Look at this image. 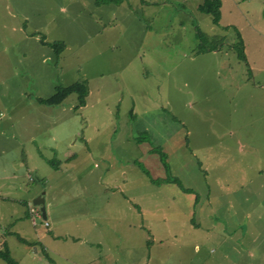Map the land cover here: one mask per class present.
<instances>
[{"label": "rangeland", "instance_id": "obj_1", "mask_svg": "<svg viewBox=\"0 0 264 264\" xmlns=\"http://www.w3.org/2000/svg\"><path fill=\"white\" fill-rule=\"evenodd\" d=\"M203 1L0 0V164L20 176L1 198L65 195L78 218L103 183L109 264H264V0H220L218 25ZM76 82L84 106L39 103ZM33 199L28 232L49 235ZM31 242L0 249L56 264Z\"/></svg>", "mask_w": 264, "mask_h": 264}, {"label": "crops", "instance_id": "obj_2", "mask_svg": "<svg viewBox=\"0 0 264 264\" xmlns=\"http://www.w3.org/2000/svg\"><path fill=\"white\" fill-rule=\"evenodd\" d=\"M255 87L264 94V84H259V86ZM30 140H32V137ZM8 170L9 169H7L6 172L5 165L0 164V180L9 179V181H18L20 179V176H17L16 172ZM6 188L7 187L2 189L4 195H6L4 192ZM12 188L13 191L16 190V193L10 196L11 198H6L7 195L5 198H1L2 196L0 195V223L4 227L1 228L0 239L3 238V232H6L7 235H15L19 242L25 244H27L28 241H32V245L37 243L42 245V242L45 241L49 248L42 246V253L45 251L51 252L56 258L55 260H57V262H55L56 264H59L57 258L68 264H109L110 261L108 260L110 255L108 254L105 241L108 239V233L112 236L114 232L112 222L115 220V209L112 204V191H110L111 196L108 197L106 184H98L95 194L93 195L91 192L87 195L86 198L89 200L85 202V211L81 214V217L72 218L68 216L74 208L68 205L69 203L67 204L66 200L68 197L65 195H63L59 207L56 209L50 208V210L47 207L46 222L48 226L46 227V232H48L49 235L46 236L30 235L28 232L29 223L27 226L26 222H28L29 216L27 214V209L30 204L29 200L33 199L35 196L32 195L31 198H29V192L25 189L24 193L21 185L13 186ZM2 191L0 193H2ZM91 204L94 206L93 208ZM102 229H104V233ZM18 237L21 240H19ZM33 240H37V242H33ZM61 241L65 245H60ZM55 245L64 246V253L57 251ZM33 249L34 252L37 253L36 248ZM74 254L77 255L76 257L80 258V260H74L72 256Z\"/></svg>", "mask_w": 264, "mask_h": 264}, {"label": "trees", "instance_id": "obj_3", "mask_svg": "<svg viewBox=\"0 0 264 264\" xmlns=\"http://www.w3.org/2000/svg\"><path fill=\"white\" fill-rule=\"evenodd\" d=\"M220 7H221V1L220 0H204L201 4L198 5L197 9L199 12L211 16L212 23L214 25H218L219 20H220V16H221ZM42 44H48V43L42 42ZM49 45L52 47L53 51L56 53H59L64 49L63 44H49ZM242 47H243V45L236 46L237 57L239 60L245 61V58H244V55L242 52ZM200 51H202V50H200ZM72 93L77 94L78 105L84 106L85 105V97H86L88 91H87V87L83 83H79V82L73 83V84L66 86V87H57L55 89L54 94L51 97H49L48 99H45V100L40 99L39 103L46 104V105H59L60 103L63 102V100L67 96H69ZM158 152H160L159 149H158ZM165 157H166L165 154L162 153L163 167L166 170H168V166L165 162ZM167 180L174 182V183L178 184L179 186H181L179 181L175 178H169ZM183 190L186 191V189H183ZM19 240H21V239L19 238ZM2 247H3V249H0V259L3 262H5L6 264H16V262L10 257L9 251H8L6 245L3 244Z\"/></svg>", "mask_w": 264, "mask_h": 264}, {"label": "water", "instance_id": "obj_4", "mask_svg": "<svg viewBox=\"0 0 264 264\" xmlns=\"http://www.w3.org/2000/svg\"><path fill=\"white\" fill-rule=\"evenodd\" d=\"M43 192L36 196L33 200H32V206L38 207L39 208V212L41 214V217L43 220H46V208H45V199L43 197Z\"/></svg>", "mask_w": 264, "mask_h": 264}, {"label": "built area", "instance_id": "obj_5", "mask_svg": "<svg viewBox=\"0 0 264 264\" xmlns=\"http://www.w3.org/2000/svg\"><path fill=\"white\" fill-rule=\"evenodd\" d=\"M28 213H29V216L34 213V210L32 209V207L29 208ZM36 216L38 217L39 215H32L31 217L32 224L36 223ZM44 225L46 226L47 222H44Z\"/></svg>", "mask_w": 264, "mask_h": 264}]
</instances>
